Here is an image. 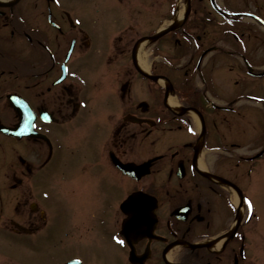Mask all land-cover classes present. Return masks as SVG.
Masks as SVG:
<instances>
[{
	"label": "flooded vegetation",
	"instance_id": "flooded-vegetation-1",
	"mask_svg": "<svg viewBox=\"0 0 264 264\" xmlns=\"http://www.w3.org/2000/svg\"><path fill=\"white\" fill-rule=\"evenodd\" d=\"M147 1L0 0V127L17 129L0 131V264H263L264 239L246 220L247 157L218 127L231 119L209 88L184 101L204 122L199 147L197 117L140 73L136 45L158 28ZM226 1L198 0L169 40L198 42V72L211 71L200 58ZM239 7L264 24V0ZM161 40L146 58L153 76H166ZM212 134L221 152L204 177ZM136 193L147 198L126 216L120 205Z\"/></svg>",
	"mask_w": 264,
	"mask_h": 264
},
{
	"label": "rangeland",
	"instance_id": "rangeland-1",
	"mask_svg": "<svg viewBox=\"0 0 264 264\" xmlns=\"http://www.w3.org/2000/svg\"><path fill=\"white\" fill-rule=\"evenodd\" d=\"M175 1L176 0H155V5L150 8L152 14L154 12L156 13L155 19L162 20L165 18V16L168 18H169V16L171 17V15H169V16L167 15L168 8L171 7V5L169 7H168V5L171 4L172 2L175 3ZM233 4H234V2H233ZM236 4H239V5L242 4V1L237 0ZM153 21H154V25L158 26L159 21L158 20H157L158 22H156V20H153ZM216 35H218L217 37L221 36V35H219L218 29H215V36ZM262 48L263 47H262V45L259 44V41H256L254 44V50L257 49V52H256L257 54L261 52ZM167 53L168 54L169 53L174 54L173 48L171 46H168ZM230 63H231V65H233V68L235 66V68H234L235 70H232L230 67H227V66H225V64H222L221 66L219 65V66L215 67V71H214L216 86L218 87V83H219L220 87L223 88V90H225L227 92L226 93H224V92L222 93L220 91L216 92L217 89H212V92H216L215 95H217V93L218 94L222 93V95H226L227 98L231 99V100L241 98L238 105L242 106L243 108H238V111H240V113L237 116L234 117V116L230 115V117L233 119H236L237 122L242 125L244 133H245L246 144L249 145L250 144V143H248L249 139L254 135L258 136V128L254 127V125H253L254 120L259 119L261 117V120H258V123H260V121H261L262 127H264V105H263V103H259L256 101V99L261 100L262 98H264V79L262 81L257 80V83H256V81H251L249 78H244L243 76L240 75V73L237 72L236 63L233 60ZM263 63H264V58L261 61L257 62L255 65L260 66ZM229 71H231V72H229ZM219 78L223 82H221V81L219 82ZM236 79H239L240 83H242L243 81L245 82L247 79V81L251 82V84L247 83L246 86L238 87V88H244V92H240L239 90H236L235 87L233 86L234 80H236ZM226 84L230 87L227 86L228 87L227 88ZM249 84L251 86H254V88L249 87ZM256 84H257V86H255ZM255 87H257V88H255ZM138 98L142 99L141 96ZM214 98H217V97L215 96ZM242 109H243V113L241 112ZM241 115H242V118H243V116H245V120H244L245 124H243V122L241 123ZM247 118H251L252 124L247 123V120H246ZM230 128H231L230 132L234 133V131H233L234 125H231ZM232 136L235 138H238L237 135L233 134ZM243 137H244V135L242 136V139H243ZM251 175H252L251 179L255 180V184L261 185L260 188L264 190V158L259 161L258 168ZM257 199L263 203V214H264V192L262 193L261 196H258ZM263 220H264V215H263Z\"/></svg>",
	"mask_w": 264,
	"mask_h": 264
},
{
	"label": "water",
	"instance_id": "water-1",
	"mask_svg": "<svg viewBox=\"0 0 264 264\" xmlns=\"http://www.w3.org/2000/svg\"><path fill=\"white\" fill-rule=\"evenodd\" d=\"M175 28H176V26H173L171 29L173 30V29H175ZM171 29L168 30V31H171ZM168 31H165L164 33L159 34V35L153 37L152 39H153V40H156V39H158L159 37H161L162 35H164L165 33H167ZM262 75H264V74H262ZM124 209H127V205L124 206Z\"/></svg>",
	"mask_w": 264,
	"mask_h": 264
},
{
	"label": "bare ground",
	"instance_id": "bare-ground-1",
	"mask_svg": "<svg viewBox=\"0 0 264 264\" xmlns=\"http://www.w3.org/2000/svg\"><path fill=\"white\" fill-rule=\"evenodd\" d=\"M181 14H182V13H181V11L179 10V11L177 12V14H176V17H177L178 19H180ZM168 104L171 105V106H173L171 100H168Z\"/></svg>",
	"mask_w": 264,
	"mask_h": 264
},
{
	"label": "snow or ice",
	"instance_id": "snow-or-ice-1",
	"mask_svg": "<svg viewBox=\"0 0 264 264\" xmlns=\"http://www.w3.org/2000/svg\"><path fill=\"white\" fill-rule=\"evenodd\" d=\"M57 2H58V0H57ZM245 203H248L249 204V211H250L251 210V204H250V202L245 201ZM118 242L122 243V241H118Z\"/></svg>",
	"mask_w": 264,
	"mask_h": 264
}]
</instances>
